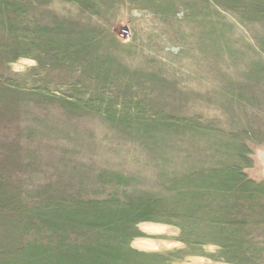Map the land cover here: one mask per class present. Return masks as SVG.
<instances>
[{
  "label": "rangeland",
  "instance_id": "obj_1",
  "mask_svg": "<svg viewBox=\"0 0 264 264\" xmlns=\"http://www.w3.org/2000/svg\"><path fill=\"white\" fill-rule=\"evenodd\" d=\"M115 252L264 264V0H0V264Z\"/></svg>",
  "mask_w": 264,
  "mask_h": 264
},
{
  "label": "built area",
  "instance_id": "obj_2",
  "mask_svg": "<svg viewBox=\"0 0 264 264\" xmlns=\"http://www.w3.org/2000/svg\"><path fill=\"white\" fill-rule=\"evenodd\" d=\"M118 36L122 41H127L130 38V32L129 30H121Z\"/></svg>",
  "mask_w": 264,
  "mask_h": 264
},
{
  "label": "crops",
  "instance_id": "obj_3",
  "mask_svg": "<svg viewBox=\"0 0 264 264\" xmlns=\"http://www.w3.org/2000/svg\"><path fill=\"white\" fill-rule=\"evenodd\" d=\"M144 249V248H142ZM114 264H117V252H115V256H114Z\"/></svg>",
  "mask_w": 264,
  "mask_h": 264
}]
</instances>
